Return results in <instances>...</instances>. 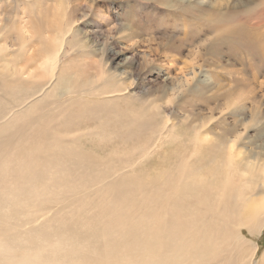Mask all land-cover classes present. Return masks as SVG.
Masks as SVG:
<instances>
[{"label":"rangeland","instance_id":"obj_1","mask_svg":"<svg viewBox=\"0 0 264 264\" xmlns=\"http://www.w3.org/2000/svg\"><path fill=\"white\" fill-rule=\"evenodd\" d=\"M26 2L27 0L24 2L23 0H0V39L5 38V43L1 45L8 47L7 51L4 50V59L7 63L0 61V70H6L8 65L5 66V64H9L11 66L8 69L15 70L17 68V71L25 72L20 81L15 79L14 82H10L11 79L0 78V96L3 100L10 99L9 102L13 104L15 102V105L22 104L32 98L28 93V90H33L32 87H34L33 92L36 93L34 96H38L45 90V86L48 87L50 84L46 82L48 81L46 79H49V74L41 64L43 60H46V57L41 58L42 61L39 54L38 58L32 57L37 54L40 44L29 45L31 49L28 47L23 53L18 51L22 42L17 37L15 26L13 27V24L17 23L14 21L16 20L14 14L20 13L23 7L28 9L29 5L34 9L29 2ZM73 3L78 4L80 9H77L72 19H83L77 27L81 33L76 37L81 42H79L78 49L75 46V50L72 51H69V44L66 48L67 52L62 55L61 59L64 60L63 65H65L61 69H64V74H66V76L62 74L59 84L62 91L65 86L63 82L70 81V79L75 81L74 78L80 79V77L91 78L92 73H102L101 78H107L108 81L113 76L114 83L124 82L126 88H121L120 93L117 91L118 93H114V95L102 93L97 96H91L92 94L86 96L87 100L91 101L87 105L88 109L98 106L95 107V111L91 109L90 113L93 118L89 117L90 120H84L82 117L71 124L73 126L63 128L64 133H62L65 136L70 131V134L82 131L77 143L81 149L88 150L96 154L98 159H102L101 163L106 170L103 179L107 182L104 189L96 191L95 196L92 194V197L90 195L82 198L84 203L81 207L84 208H80V212L74 218L73 215H70V207H64L63 215L67 216L63 223L64 226L69 224V227L73 223L70 228L75 229L84 224L87 235L90 233V237L92 231H95L94 228H101L103 224L105 229L106 224L109 223L112 230H124L125 223L122 221L124 219L118 218L119 220H117V217L113 215L111 217L109 211H106L104 215L98 214V209L101 207L105 206L106 210L110 209L107 202L109 200L110 203H114L112 199L115 204L124 207V210L120 211L122 217L129 218L133 214L136 217L134 220L138 223L144 220L147 203H153L152 206L149 204V207L151 206V209L159 214L163 208L170 207L174 202H177L178 204L172 208L183 214L182 216L194 215L192 226H195L196 232L193 233V239L204 240L203 232L211 229V220L219 211L216 209L212 213H205L206 204L203 203L210 202L211 199L203 201L196 199L195 196L198 193L207 197L209 193L207 192L205 195L206 188L202 186L191 193V191H186L185 187L184 191L177 194L173 185L167 189L166 185L161 184L164 180L162 176L167 175L168 180L173 178L172 174L177 173L175 172L177 164L185 159H189L194 167L200 168L204 175H211V145H207L210 142L195 145L193 141L196 132L199 134L207 131L210 138L214 135L216 138L218 136L225 139L241 128L243 122L250 121L253 116L257 121L253 120L255 123L250 126L247 131L248 137L239 148L246 151L245 161H249L248 157H250L254 161L264 162V17L262 16L264 0H186L182 2L180 0H73ZM39 5L36 3V7ZM12 8H14V12L8 14V10ZM1 11L4 12L1 14ZM69 18L71 17L62 19L65 25L66 21H72ZM5 25L9 28L5 29ZM66 27L68 28V26ZM71 37L72 42H75L76 40ZM20 54L29 56L30 61H26L25 56ZM191 66H196L195 77L190 81H181L177 75L188 71L192 68ZM10 71L13 73L12 70L6 73ZM94 84L91 86L94 87L93 92H109L116 86L109 84L104 88L100 81L99 89L98 85ZM6 87L20 89L15 93L17 98L7 92ZM42 88L43 90H41ZM54 96L46 100H59ZM108 100L111 102L102 103L106 106L102 107L101 102L99 103V101L107 102ZM108 107L111 110L122 112L121 121L119 120L122 125L114 127L111 122L108 131H106L110 134L102 136V139L89 136L90 128L99 119H104L99 113ZM74 111L82 114L81 109H74ZM34 115L29 117H35L37 113ZM137 119L144 124L143 130H140L141 126L138 125ZM124 121H128L127 126H123ZM166 123L169 124V128L173 124L177 125L178 139L171 138V142L166 141L163 144H158L153 148V156L144 159V154L139 148H150L151 144L146 142L151 137L155 138L150 137V132L157 128L163 131ZM116 127L118 130L114 133ZM130 128H133L131 136H129ZM134 130L139 132L135 133ZM165 134H167L166 131L163 137ZM220 150L226 151V149ZM192 156L193 158H191ZM182 157L185 159L182 160ZM243 166L241 165V168L245 169ZM248 171L250 173H245V178L240 176L237 180L235 179L236 189L243 192L250 186L248 190L252 191V194L260 192L263 176L258 172L251 174L252 170ZM161 178L162 181H160ZM145 181L149 184L146 190L143 186ZM119 185L127 186V188L120 190ZM134 189L136 195L127 196ZM120 196H123V199ZM146 196L151 199L150 202L146 203ZM207 205L211 206V204ZM50 206L44 212H39L38 217L41 219L39 221L38 218V222H42L46 215L53 214L54 208ZM114 207L116 208V206ZM81 209L89 214V218ZM48 210L51 214L48 213ZM70 216L71 218L68 219ZM219 221L221 220L219 219ZM21 222L23 224L24 221ZM110 222L115 223L114 226ZM104 228L99 232L108 231ZM7 230L9 231V228ZM60 232L61 230L56 235L64 236ZM243 232L247 239L244 243L239 244L238 251L228 248L216 253L211 252L210 249L204 264H241L242 259H249V255L254 251L256 253L252 264H263L264 245L262 246L260 241L264 242V227L255 236L250 235L247 228ZM54 237L49 239L53 241L48 242V248L54 246V249L59 245V241H55L56 236ZM100 240L102 243H99V246L103 250L109 247L114 248V245H117L118 250H132L128 239L119 245L104 241L102 238ZM254 241L258 244L256 250ZM188 243H190L188 240H183V244ZM201 245L202 243H197L196 247H201ZM242 247L245 249L244 251ZM186 256L198 262L195 260L198 258L193 252H189ZM103 260L107 264H111L108 256ZM0 262L1 264H12L9 258H1ZM119 262L118 259L115 264H122ZM247 263L249 262L245 264ZM54 264L59 263L55 262Z\"/></svg>","mask_w":264,"mask_h":264},{"label":"bare ground","instance_id":"obj_2","mask_svg":"<svg viewBox=\"0 0 264 264\" xmlns=\"http://www.w3.org/2000/svg\"><path fill=\"white\" fill-rule=\"evenodd\" d=\"M27 2L34 9L29 5L28 9L23 7L20 13L14 14V17H16L14 21H17V23L13 24V27L15 26L17 37L22 42L18 51L19 53H23L29 45L40 44L37 54L32 55V57L36 58L38 54L40 59L46 57V60H43L41 64L49 74V79H46L48 80L46 82L50 84H48V87L45 86V90L38 96H34L36 93L33 92L34 87H32V91L28 90L29 97L31 96L32 98L22 104L17 103L18 105H15V102L14 104L9 102V98V100H3L0 96V259L9 258L12 264H54L55 262L59 264H107L103 258H107L108 256L111 264H115V261L118 259L122 264H204L206 263L210 249L211 252L214 251L216 253L225 251L228 248L238 251L239 244L244 243L245 239H247L243 232L245 228L253 236L260 229L262 230L264 227V162L261 163V160L254 161L250 157H248L249 161H245L244 154L246 151L239 148L248 137L247 131L250 129V126L255 123H253V120L255 121L256 117L253 115L250 121L243 122L241 128L225 139L218 136L216 138L214 135L210 138L207 135L209 132L206 133L207 131L200 132L199 134L196 132L194 135L196 137L193 141L195 145L210 142L207 145H211V175H204L200 168L194 167L193 163L189 159L183 158V156L182 160L185 159V161L176 163L177 168L175 172L177 173L172 174L174 175L173 178L170 176L172 180L171 178L168 180L167 175L162 176L163 181L162 178L160 179L162 181L161 184L166 185L167 189L173 185L177 194L184 191L185 187L186 191H191V193L195 190L197 191L202 186L206 188L205 195H207V192L209 193L207 197L198 193L195 196L196 199L199 201L211 199L210 202L203 203L204 205L206 204L205 207L203 206L205 213H212L216 209L219 211L216 212L217 214L211 220V229L203 232L205 236L204 240L193 239V233L196 232L195 226H192L194 215L182 216L183 214L172 208V206L178 204L177 202H174L170 207L163 208L161 213L158 214L157 211L151 209L153 203H147L151 201L148 196H146V203L148 205L144 214V220L139 223L134 220L136 217L133 214L129 218L122 217L120 211H123L124 207L122 208L119 204H115L113 199L112 202L114 203H110L109 200L107 202L109 203L107 206L110 209L106 210L105 206L103 207L104 209L102 207L98 209V214L104 215L106 211H109L111 217L113 215L117 217V220H119L118 218L124 219H121L125 223H123L124 230H112L111 225L105 223L108 231L99 232L100 229L104 228L103 224L101 228H94L95 231H92L90 237V233L87 235L86 225L84 224L80 225L83 229L81 227L71 229L72 222L69 227L68 223L67 226H64V220L67 219V216L63 215L64 207H70V215H73L74 218L80 212V208H84L81 207L84 203L82 198L90 195L92 197V194L94 195L98 189H104V185L107 182L103 179L106 170L101 163L102 159H98L96 154L88 150L81 149L77 143L79 137L82 135V131L81 133L76 132L73 134H70V131L65 136L63 128L73 126L71 124L82 119V117L84 120H90L89 117L93 118L90 113L91 109L95 111V107L98 106L88 109L87 105L91 101L87 100L86 96H90L91 94V96H97L102 93L114 95L121 88L125 89L126 83H114L115 78L113 76L108 81L107 78H101L102 73H92L93 75H90L91 78L87 76L86 78L80 77V79L74 78L75 81L70 79V81L63 82L65 86L62 91L59 85L61 76H66L64 74L65 70L61 69L65 65H63L64 60L61 59L62 55H65L67 52L66 48L69 44V51H72L75 50V46L78 49L79 42H81L76 37L81 33L77 27L83 19H72L77 9H80L79 5L73 3V0H27ZM36 3L40 5L36 7ZM23 4L25 5V3ZM3 12L1 11V14ZM13 12L14 8L8 10V14ZM262 16L264 17V12ZM65 17H71L69 19H72V21H66L65 25L62 20ZM6 28L8 29L9 27L5 25ZM7 33L9 34L8 31ZM68 35L72 37H68ZM70 37L76 41L72 42L73 40ZM4 39H0V61L7 63L4 59V50L7 51L8 47L6 48L5 45V47L1 45L5 43ZM27 51L29 53V50ZM10 54L12 53L10 52ZM20 55L25 56L24 59L26 61H30L29 56L26 54ZM7 65L8 67L11 66L5 64V66ZM8 67L6 70H0V78L11 79L10 82H14L15 79L18 81L21 78L23 79L22 74L25 73L24 71H17V68L15 70L13 68L8 69ZM195 67H192L188 71H183V73L177 75L178 78L181 81H190L196 75L197 69ZM9 70H12L13 73L11 71L6 73ZM95 81V84L98 85L97 88H99L100 81H102L104 88L109 84L116 86L113 85L114 89L109 92H93L94 87L92 88L91 86ZM6 91L11 93L14 98H17L15 93L20 91V89L6 87ZM53 95L59 100H52L53 102L46 100ZM100 102L101 104H108L111 100ZM103 104L101 105L102 107L106 106ZM74 109H81L82 114H80L81 112L78 114ZM102 112L105 113L103 114ZM102 112L99 114L104 119H99L88 132L91 137H101L102 139V136L110 134L106 131H108L107 129L111 122L114 127L119 124L122 125L119 122L122 118L121 111L111 110L108 107ZM33 114L36 116L29 117ZM127 122L124 121L123 126H127ZM138 125L141 126L140 130H143L144 124L140 120H138ZM170 128L169 124L166 123L163 131L157 128L150 132L152 134H150V137H155H151L146 142L151 144L150 148H139L144 154V159L153 156V148L157 147L158 144H163L166 141L171 142V138L174 140L178 139L177 125L173 124L172 128ZM117 130L118 128L116 127L114 133ZM134 131L135 133L139 132ZM165 131L167 134L163 137ZM132 133L133 128H130L129 136ZM220 149H226V151L224 152ZM241 165H244L245 169H242ZM119 170L121 171L122 169ZM248 170H252L251 174L258 172L263 176V181L261 179L262 184H260L262 190L258 193L252 194L253 192L248 190L250 186L243 192L236 189L237 178L240 176L241 178H245L246 175L244 176V174L250 173ZM217 180L223 182L219 183ZM247 185L249 184L247 183ZM143 186L146 190L149 186L148 182L145 181ZM124 188H127V186L119 185L120 190ZM240 189L242 188L240 187ZM130 195H136L135 189L127 196ZM120 197L122 198L123 196ZM149 204L151 205L150 207ZM207 204H211V206ZM48 206L54 208L53 214L46 215L42 222H38L39 212H44ZM84 213L89 218V214L85 211ZM70 218L71 216L68 217V219ZM21 221L25 223L23 222L22 224ZM114 224L112 225L114 226ZM7 228H9V231ZM59 230H61L60 233H63L64 236L56 235V233H59ZM54 236H56L55 241H59V245L54 249V246L48 248V242L53 241L49 239L55 238ZM210 236L211 238H209ZM100 238L118 245L122 244L125 239H128L130 240L132 250H118L117 245H114V248L109 247L103 250L99 246V243H102ZM183 240H188L190 243L183 244ZM197 243H202L201 247H196ZM253 243L256 250L258 244L255 241ZM225 245L227 246L225 247ZM242 250L244 251L245 249L242 247ZM189 252H193L197 256L198 259L195 260H198V262L186 256ZM255 253L256 251L249 255V259H242L241 264H245L246 262H249L247 264H252ZM187 260L188 262L186 263ZM238 262L240 263V261Z\"/></svg>","mask_w":264,"mask_h":264},{"label":"trees","instance_id":"obj_3","mask_svg":"<svg viewBox=\"0 0 264 264\" xmlns=\"http://www.w3.org/2000/svg\"><path fill=\"white\" fill-rule=\"evenodd\" d=\"M260 244L263 246V245H264V242L261 240V241H260Z\"/></svg>","mask_w":264,"mask_h":264}]
</instances>
